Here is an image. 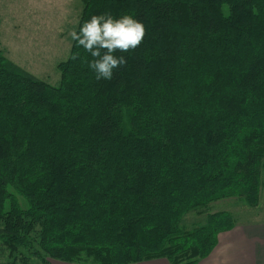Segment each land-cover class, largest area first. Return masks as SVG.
Wrapping results in <instances>:
<instances>
[{"label":"trees","instance_id":"1","mask_svg":"<svg viewBox=\"0 0 264 264\" xmlns=\"http://www.w3.org/2000/svg\"><path fill=\"white\" fill-rule=\"evenodd\" d=\"M82 4L77 31L129 14L146 34L111 80L75 41L57 85L0 50V264H198L237 223L213 203H260L264 0Z\"/></svg>","mask_w":264,"mask_h":264},{"label":"rangeland","instance_id":"2","mask_svg":"<svg viewBox=\"0 0 264 264\" xmlns=\"http://www.w3.org/2000/svg\"><path fill=\"white\" fill-rule=\"evenodd\" d=\"M82 0H0V50L14 63L36 77L57 85L58 65L68 59L72 39L69 33L77 29ZM229 212L237 223L250 218L264 219V170L260 203L249 208L241 199L229 198L213 203L208 213ZM205 216L189 214L186 226L204 223ZM52 264H66L51 261ZM32 264H42L34 259Z\"/></svg>","mask_w":264,"mask_h":264},{"label":"clouds","instance_id":"3","mask_svg":"<svg viewBox=\"0 0 264 264\" xmlns=\"http://www.w3.org/2000/svg\"><path fill=\"white\" fill-rule=\"evenodd\" d=\"M145 34L144 24L129 14L119 18L111 14L92 15L79 25L78 31L73 29L69 33L77 46L93 58L88 66L97 80H111L114 69L127 63L123 55L117 56L116 53L136 49Z\"/></svg>","mask_w":264,"mask_h":264},{"label":"crops","instance_id":"4","mask_svg":"<svg viewBox=\"0 0 264 264\" xmlns=\"http://www.w3.org/2000/svg\"><path fill=\"white\" fill-rule=\"evenodd\" d=\"M138 264H170L165 258ZM198 264H264V219L250 218L218 235L212 253Z\"/></svg>","mask_w":264,"mask_h":264}]
</instances>
